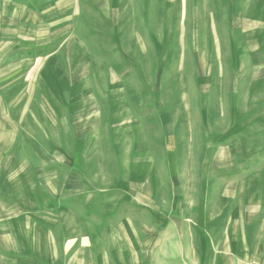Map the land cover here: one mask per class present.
<instances>
[{
  "label": "rangeland",
  "instance_id": "1",
  "mask_svg": "<svg viewBox=\"0 0 264 264\" xmlns=\"http://www.w3.org/2000/svg\"><path fill=\"white\" fill-rule=\"evenodd\" d=\"M0 264H264V0H0Z\"/></svg>",
  "mask_w": 264,
  "mask_h": 264
}]
</instances>
